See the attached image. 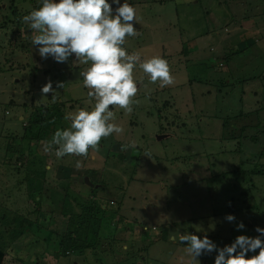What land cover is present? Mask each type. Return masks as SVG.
Segmentation results:
<instances>
[{
  "label": "rangeland",
  "instance_id": "1",
  "mask_svg": "<svg viewBox=\"0 0 264 264\" xmlns=\"http://www.w3.org/2000/svg\"><path fill=\"white\" fill-rule=\"evenodd\" d=\"M124 2L136 9L139 35L123 47L142 60L166 59L175 83L161 88L137 66L139 103L131 113L110 106L112 122L125 131L103 138L87 158L57 159L55 146L45 152L44 145L71 121H56L49 137L38 142H28L24 125L53 104L51 93L41 94L48 81L53 88L64 82L56 89L64 116L91 110L95 100L80 76L89 65L74 55L58 63L38 54L31 42L36 33L22 17L42 0H0V206L47 224L66 188L84 199L101 188L93 195L116 212L112 221L103 214L106 235L95 245L63 255L57 236L47 239V229L26 232L0 264H192L181 234L208 235L223 247L264 227V0ZM108 3L115 14L118 5ZM160 134L166 136L158 139ZM34 169L45 174L47 197L39 206L26 188ZM252 169L257 172L249 174ZM84 176L90 184L72 178ZM227 214L235 221H227ZM50 218L48 229L58 225L61 231L66 218ZM241 221L245 227L238 229ZM216 254L201 255L197 264H214Z\"/></svg>",
  "mask_w": 264,
  "mask_h": 264
},
{
  "label": "clouds",
  "instance_id": "2",
  "mask_svg": "<svg viewBox=\"0 0 264 264\" xmlns=\"http://www.w3.org/2000/svg\"><path fill=\"white\" fill-rule=\"evenodd\" d=\"M113 8L108 0H42V6L22 17L23 23L34 33L31 42L37 46L43 59L51 56L56 62H66L75 56L80 64L89 65L80 72L83 86L88 89L87 96L95 100L91 110L79 109L67 114L70 127L57 129L44 151L50 152L55 146V156L60 159L66 155L88 157L89 151L99 150L100 142L112 134H122L124 128L113 123L115 113L110 106H116L127 113L133 111L138 93V81L134 78V68L139 66L148 75L151 83H159L161 88L171 86L175 78L166 59L154 56L142 60L137 52L129 54L123 47L128 37L139 32L134 23H139L136 9L120 0ZM64 82H56L53 88L48 81L41 88L42 96L51 93L52 102L57 100L56 89L63 88ZM80 167V161L76 163ZM225 219L235 221L233 214ZM244 223L237 224L243 229ZM146 229V227H144ZM153 229V228H152ZM257 236L238 235L231 244L218 247L208 235L201 239L194 233H183L180 243L186 242V253L192 264L199 262L201 255L215 251L214 264H264V227L256 226ZM258 254L248 256L249 252Z\"/></svg>",
  "mask_w": 264,
  "mask_h": 264
},
{
  "label": "trees",
  "instance_id": "3",
  "mask_svg": "<svg viewBox=\"0 0 264 264\" xmlns=\"http://www.w3.org/2000/svg\"><path fill=\"white\" fill-rule=\"evenodd\" d=\"M234 52L238 53L239 51L236 49ZM34 109L35 106H32V111H34ZM42 109H44V113L38 118L32 117L24 125L25 129L29 132V134H26L28 142H38L48 138V134L54 126L53 124H55L56 121L62 124L63 118L65 117L58 102L53 103L50 108L46 106ZM7 148L8 153L13 154V147L7 146ZM39 161L41 162V160ZM240 169L242 173H244L245 170H243V167H240ZM254 172H257V170L252 169L249 174H253ZM260 174L264 176V173L261 172L259 175ZM26 177H28V175ZM44 177V171L34 169L29 172V177L27 178L26 188L34 204L37 206H39L45 196L43 188ZM98 190L102 191L101 188H93L90 191L91 194L89 193L90 198L84 199L78 195L77 192L72 191L70 193L68 188H66L63 203L60 204L62 200H59L56 205L58 210H53L49 214L51 217L53 214L57 213L66 218L65 226L62 227L61 231L58 230V225L53 228L50 227L52 228L51 230L48 229V226L52 223L50 217L47 224H42L37 217H30L18 212H12L0 206V261H2L3 255L12 246L13 242L26 232L36 233L37 231L42 232L47 229L49 233L47 239L49 236L55 234L59 242L60 251L63 255L69 251H81L86 245H95L100 238L106 235L101 222L103 214L109 213L112 221L116 213L110 211L109 208L106 210V208H103L102 205L99 204L98 198L93 195ZM46 197L47 196H45V198ZM51 202H53V204L57 203L54 199H51ZM37 212H39V209L31 211L29 214Z\"/></svg>",
  "mask_w": 264,
  "mask_h": 264
},
{
  "label": "water",
  "instance_id": "4",
  "mask_svg": "<svg viewBox=\"0 0 264 264\" xmlns=\"http://www.w3.org/2000/svg\"><path fill=\"white\" fill-rule=\"evenodd\" d=\"M164 136H166V134H160V135H157L156 137L158 139H160V138H162ZM73 180L74 181L78 180V182H85L86 184H90V181H89V179L86 176H84V178L83 177L73 178Z\"/></svg>",
  "mask_w": 264,
  "mask_h": 264
}]
</instances>
